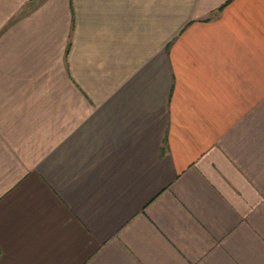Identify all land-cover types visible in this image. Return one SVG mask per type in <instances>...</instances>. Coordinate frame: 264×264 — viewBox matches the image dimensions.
Returning <instances> with one entry per match:
<instances>
[{"label":"crops","instance_id":"crops-1","mask_svg":"<svg viewBox=\"0 0 264 264\" xmlns=\"http://www.w3.org/2000/svg\"><path fill=\"white\" fill-rule=\"evenodd\" d=\"M0 264H264V0H0Z\"/></svg>","mask_w":264,"mask_h":264}]
</instances>
